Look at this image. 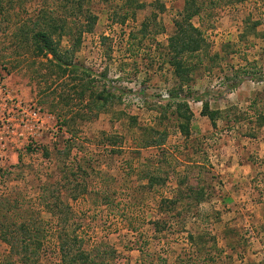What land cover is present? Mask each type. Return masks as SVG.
<instances>
[{"label":"rangeland","instance_id":"obj_1","mask_svg":"<svg viewBox=\"0 0 264 264\" xmlns=\"http://www.w3.org/2000/svg\"><path fill=\"white\" fill-rule=\"evenodd\" d=\"M196 6L0 0V211L32 264H264V0Z\"/></svg>","mask_w":264,"mask_h":264},{"label":"trees","instance_id":"obj_2","mask_svg":"<svg viewBox=\"0 0 264 264\" xmlns=\"http://www.w3.org/2000/svg\"><path fill=\"white\" fill-rule=\"evenodd\" d=\"M186 2V4L188 5V11L185 10V15L183 16V18H189V16H191L192 14H195L198 11V7L196 6V2L197 0H184ZM39 12H41V10H39ZM94 20V17H93ZM35 24V23H34ZM37 25V24H36ZM86 25H88V21L86 22ZM185 27H182L181 23H179V32H181V35L179 36V39L181 41L180 43V47L177 48V46L174 47V49L176 50V57L180 58L176 61V70L179 69L181 67V65L183 64V61H181L182 59V54L183 52H185L187 49L189 50H195L197 49V47H199V41H197V43L193 46L186 45L185 40ZM197 31V29L195 27H193L191 24L189 25V31ZM187 32V31H186ZM176 36V38L178 37ZM170 39H174L173 37H171ZM183 70V69H182ZM184 104V103H182ZM185 105V104H184ZM206 103L204 104V107L206 108ZM205 113V111H204ZM211 118L212 116L215 114L214 112H210L209 113ZM183 117V115H180ZM186 120H188L189 116H185ZM178 128L181 131L182 134H184L185 136L189 134V129L186 123L184 122H179L178 123ZM152 130V129H151ZM154 131V130H153ZM156 132V131H155ZM165 138V135H160L158 138L157 137H153V138H148V140L145 141L144 146H160L161 144H163V140ZM150 180L153 182H155L156 177H152L150 178ZM86 189V186L83 185L82 189L79 188L80 192H83ZM57 199V202L54 203L52 202L51 205H48V209L50 211H58L59 208V199L60 197H55ZM174 202V201H171ZM62 211V208L59 209ZM8 215L6 213H4L3 211H0V237L3 241L7 242L10 245V249H9V253L12 256L15 255H19V262L20 264H32L31 261V251H30V245L33 244V242L30 243V238L32 237V235H30V227L28 225V220H17L19 221V223H14L12 221H9L8 219ZM24 218V217H23ZM60 220L62 221V218L60 216ZM18 234V235H17ZM19 237V238H18ZM15 238V239H13ZM18 238V239H17ZM189 240H192V235H189ZM19 240V241H18ZM37 240V239H36ZM37 243V244H36ZM33 256L37 253V250L40 247V243L39 242H35L33 245ZM59 252L61 255V262L62 264H83L85 263V261L90 260V252L86 251V250H81L80 253H77L76 255H72V247H70L68 245V242H62V244L59 247ZM10 257V256H9ZM11 258V257H10ZM9 260V259H8ZM186 261L189 262V259H186ZM38 264V263H37ZM181 264H184V262H181Z\"/></svg>","mask_w":264,"mask_h":264},{"label":"built area","instance_id":"obj_3","mask_svg":"<svg viewBox=\"0 0 264 264\" xmlns=\"http://www.w3.org/2000/svg\"><path fill=\"white\" fill-rule=\"evenodd\" d=\"M5 92V90H4V87H3V85H2V83L0 82V96L2 95V96H4V93ZM32 113L35 115V116H39V112L38 111H32Z\"/></svg>","mask_w":264,"mask_h":264}]
</instances>
